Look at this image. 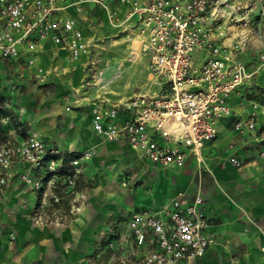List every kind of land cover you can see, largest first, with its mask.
I'll use <instances>...</instances> for the list:
<instances>
[{
    "label": "built area",
    "instance_id": "1",
    "mask_svg": "<svg viewBox=\"0 0 264 264\" xmlns=\"http://www.w3.org/2000/svg\"><path fill=\"white\" fill-rule=\"evenodd\" d=\"M118 1L160 89L113 103L92 100L94 133L124 142L165 170L183 168L190 157L200 164L204 145L223 123L235 138L264 142L258 118L264 115V49L251 46L253 39L264 43V0ZM68 8L69 0H0V59L17 62L27 55L25 64L32 65L36 42L54 43L71 59L87 57L90 40L65 14ZM90 154L62 152L31 131L17 141H1L0 203L14 180L33 195L35 224L66 218L57 209L78 211L73 197ZM229 160L242 165L236 156ZM202 205L200 195L178 193L160 209L129 211L115 219L113 242L130 241L142 252L140 264H188L215 243ZM108 246L125 249L121 243Z\"/></svg>",
    "mask_w": 264,
    "mask_h": 264
},
{
    "label": "crops",
    "instance_id": "2",
    "mask_svg": "<svg viewBox=\"0 0 264 264\" xmlns=\"http://www.w3.org/2000/svg\"><path fill=\"white\" fill-rule=\"evenodd\" d=\"M122 13L126 15L123 6ZM65 14L73 18L76 16L73 8H68ZM77 26L82 28L78 23ZM124 28L128 33L123 40L129 42V50L118 64L131 65L128 62H136L142 59V55L138 52L137 41L130 34V27ZM251 46L252 49H264V43L255 39ZM62 52L68 57L65 51ZM56 53H59V57L63 56L61 52ZM26 57L23 55L17 62L0 60L19 69ZM74 82L70 79V84ZM147 82L140 85L142 91H130L120 99L133 93H155L152 87L157 84L155 78ZM9 91V86L0 82L2 95L9 94ZM91 101L87 100L81 109L69 110V106L67 112L56 109L62 114V123H57L49 113L38 112L33 117L34 133L46 145L62 152L94 150L96 154L91 160L98 163L116 161L115 171H119L127 159L158 171L150 180L155 188L154 197L145 205L130 211L160 209L167 205L166 200H159L160 196L169 199L178 193L190 197L200 195L203 199L202 211L212 223L215 243L203 257L188 264H264V142L257 145L253 139L243 141L235 138L228 124L223 123L218 127L217 137L204 145L200 164L196 165L190 157L183 168L165 170L140 159L124 142L108 141L94 133L90 115ZM258 118L259 123L263 124L264 115L261 112ZM3 130L10 134L7 140L17 141L22 136L17 135L14 128ZM260 152H263L262 156ZM233 156L240 159L241 167L237 168L230 162ZM84 172H88L87 165ZM102 184L103 176L98 181V191ZM24 202L27 206L22 205ZM32 204L33 195L28 189L11 180L0 203V264H140L139 255L142 252L134 250L130 241L122 239L118 242L124 245L123 251L110 249L108 245L118 243L112 241L104 244L103 236L98 238L94 234V231L102 228L112 232L115 219L128 212L115 215L107 223L105 216L100 215L102 213L88 207L81 210L79 215L65 219V224L51 222L36 226L29 219ZM109 250L113 251V258L107 255Z\"/></svg>",
    "mask_w": 264,
    "mask_h": 264
},
{
    "label": "rangeland",
    "instance_id": "3",
    "mask_svg": "<svg viewBox=\"0 0 264 264\" xmlns=\"http://www.w3.org/2000/svg\"><path fill=\"white\" fill-rule=\"evenodd\" d=\"M75 2L79 11L74 10V19L91 44L87 57L71 59L54 43L36 42L30 55L34 60L32 65L20 61V68L14 69L13 65L0 60V82L10 89L6 95L0 92V142L7 140L10 135L3 128H14L17 135H25L27 131L34 133L33 117L38 112L49 113L57 123H62V114L56 109L60 108L63 112L68 111L67 106L69 110L81 109L89 99L112 103L130 91H142L140 85L143 82L148 83L147 80L152 78L156 80L143 58L131 65L118 64L129 50V42H124L123 38L128 33L124 27L131 25V21L122 13V5L118 0ZM57 51L63 56L59 57ZM70 79L75 82L70 84ZM152 87L156 92L160 89L158 84ZM88 152L91 153L86 164L88 172L86 174L83 171L78 193L73 197V204L78 207V211L70 214L67 207L61 206L57 212L64 211L66 218L56 222L65 224L68 217L79 215L81 210L91 207L102 213L100 215L105 216L108 223L115 215L141 207L154 197L155 188L150 180L158 171L128 159L119 171H115L116 161L98 163L91 160L96 151ZM102 176V188L98 191L97 184ZM174 196L169 199H164V196L158 198L166 200L168 204ZM22 205L27 206V203ZM30 213L29 219L33 225L50 224H35ZM104 229L96 230L94 234L98 238L103 236V243L109 244L114 236ZM112 253L106 254L113 258Z\"/></svg>",
    "mask_w": 264,
    "mask_h": 264
},
{
    "label": "bare ground",
    "instance_id": "4",
    "mask_svg": "<svg viewBox=\"0 0 264 264\" xmlns=\"http://www.w3.org/2000/svg\"><path fill=\"white\" fill-rule=\"evenodd\" d=\"M73 2H69V8H74L73 7ZM130 34H131V36H132V38L133 39H135L136 41H137V44H138V39H137V37L135 36V32H134V30H132L131 28H130ZM138 52H139V50H138ZM140 53V52H139ZM141 54V53H140ZM142 55V54H141Z\"/></svg>",
    "mask_w": 264,
    "mask_h": 264
}]
</instances>
